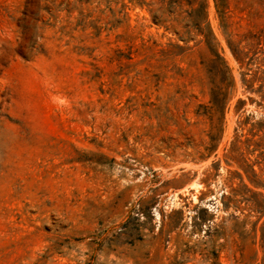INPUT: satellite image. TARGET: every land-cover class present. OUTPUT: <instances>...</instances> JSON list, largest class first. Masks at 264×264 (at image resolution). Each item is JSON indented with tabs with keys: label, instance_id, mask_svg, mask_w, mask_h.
I'll return each instance as SVG.
<instances>
[{
	"label": "rangeland",
	"instance_id": "374dc122",
	"mask_svg": "<svg viewBox=\"0 0 264 264\" xmlns=\"http://www.w3.org/2000/svg\"><path fill=\"white\" fill-rule=\"evenodd\" d=\"M203 1L0 0V264H264V0L218 110Z\"/></svg>",
	"mask_w": 264,
	"mask_h": 264
},
{
	"label": "trees",
	"instance_id": "16d2710c",
	"mask_svg": "<svg viewBox=\"0 0 264 264\" xmlns=\"http://www.w3.org/2000/svg\"><path fill=\"white\" fill-rule=\"evenodd\" d=\"M165 0H161V2H164ZM190 4L193 0H187ZM215 5L220 13L221 17L225 16V9H226V0H214ZM173 5H181V0H172ZM172 6V4H171ZM208 6L209 2L208 0L203 1V15H199L198 12L188 11V22H186L185 25H183V31L185 34L188 35V38L190 37V34L193 29L197 31V34H200L204 37L205 42L209 46L212 54L214 55V58L210 62V70L213 74L212 76V83L213 87L211 89V102L213 109H220L223 108L226 99L227 89L223 85L225 83L224 78L226 79V76L230 73V67L226 63V60L221 55V53L217 49L218 40L217 37L211 27L210 21L208 19ZM172 11H170V14ZM154 19L158 21H163V14L160 15L158 11L154 13ZM167 19H165L166 21ZM172 21H178L179 19L176 17L171 19ZM179 24L181 23L178 21ZM175 26V25H173ZM170 28V27H168ZM230 48L232 50V53L238 59L239 61H243L245 53L242 49H240L237 45H234L233 42H229ZM235 146V145H234ZM250 172L252 174V177H257L256 170L251 167ZM252 177H249L252 182H255V179ZM257 195H261L262 198L260 199V202L257 205H253L255 209L261 208V213L264 212V194L262 192H258ZM247 202H249L250 199H245ZM261 241L262 245H264V228L262 227V233H261Z\"/></svg>",
	"mask_w": 264,
	"mask_h": 264
}]
</instances>
